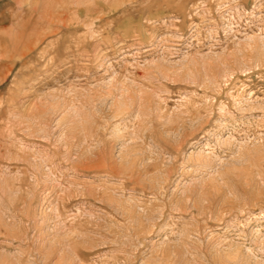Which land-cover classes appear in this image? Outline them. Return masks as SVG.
I'll return each mask as SVG.
<instances>
[{"label":"rangeland","instance_id":"rangeland-1","mask_svg":"<svg viewBox=\"0 0 264 264\" xmlns=\"http://www.w3.org/2000/svg\"><path fill=\"white\" fill-rule=\"evenodd\" d=\"M0 264H264V0H0Z\"/></svg>","mask_w":264,"mask_h":264}]
</instances>
